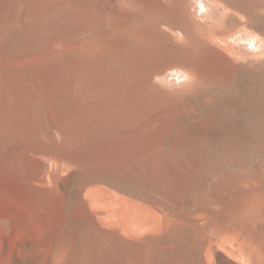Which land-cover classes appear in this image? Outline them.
Returning a JSON list of instances; mask_svg holds the SVG:
<instances>
[{"label":"bare ground","instance_id":"bare-ground-1","mask_svg":"<svg viewBox=\"0 0 264 264\" xmlns=\"http://www.w3.org/2000/svg\"><path fill=\"white\" fill-rule=\"evenodd\" d=\"M9 190L0 264H264V0H0Z\"/></svg>","mask_w":264,"mask_h":264},{"label":"rangeland","instance_id":"rangeland-1","mask_svg":"<svg viewBox=\"0 0 264 264\" xmlns=\"http://www.w3.org/2000/svg\"><path fill=\"white\" fill-rule=\"evenodd\" d=\"M11 193V190H9L8 193L0 192V211L3 214H10L14 212V198L12 197Z\"/></svg>","mask_w":264,"mask_h":264}]
</instances>
